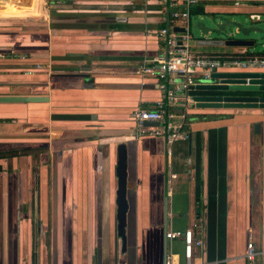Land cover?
Segmentation results:
<instances>
[{
    "label": "crops",
    "instance_id": "crops-1",
    "mask_svg": "<svg viewBox=\"0 0 264 264\" xmlns=\"http://www.w3.org/2000/svg\"><path fill=\"white\" fill-rule=\"evenodd\" d=\"M237 14L264 23V0H196L190 28L193 16ZM168 18L159 0H0V95L48 98L0 103V264H247L248 241L264 243V110L191 107V138L173 145L135 135L134 112L162 98L137 72L163 53ZM191 35L198 54L259 51L198 46ZM224 73L264 68L224 69L214 81ZM188 229L202 241L191 263L184 241L167 239Z\"/></svg>",
    "mask_w": 264,
    "mask_h": 264
},
{
    "label": "built area",
    "instance_id": "built-area-1",
    "mask_svg": "<svg viewBox=\"0 0 264 264\" xmlns=\"http://www.w3.org/2000/svg\"><path fill=\"white\" fill-rule=\"evenodd\" d=\"M159 1L169 11L166 27L157 33V37L164 41L165 49L161 55L149 59L137 74L155 78L162 98L156 103V109H138L133 117L137 138H164L173 145L191 138L187 113L193 103L192 87L213 81L215 75L224 69L264 68V57L195 53L191 46L190 19L196 0ZM176 28L184 31H176ZM3 57L0 53V59ZM178 104L183 107L182 114L168 110ZM178 238L184 241L185 255L191 263L193 252L202 247V241L196 239L193 229L167 233L169 240ZM244 257L247 264H264V243L257 247L252 240L248 241Z\"/></svg>",
    "mask_w": 264,
    "mask_h": 264
},
{
    "label": "water",
    "instance_id": "water-1",
    "mask_svg": "<svg viewBox=\"0 0 264 264\" xmlns=\"http://www.w3.org/2000/svg\"><path fill=\"white\" fill-rule=\"evenodd\" d=\"M198 24L200 35L195 37L198 46L255 48L264 52V23L252 15H233L226 20L217 16H205ZM183 32L184 29L176 28ZM221 83L210 81L206 84L192 87V91L205 92L194 95L192 108L197 109H260L264 110V73H224ZM44 96H13L0 95V103L25 104L47 102ZM255 130H260V124H255ZM127 146L118 147V191L117 219L118 233L124 245L126 244L127 200Z\"/></svg>",
    "mask_w": 264,
    "mask_h": 264
},
{
    "label": "trees",
    "instance_id": "trees-1",
    "mask_svg": "<svg viewBox=\"0 0 264 264\" xmlns=\"http://www.w3.org/2000/svg\"><path fill=\"white\" fill-rule=\"evenodd\" d=\"M166 25H167V23L165 22V23H163L162 25H161V28H164V27H166ZM210 55H221V54H210ZM238 55H240L241 57H251V56H259V57H264V52L263 51H261V52H256V53H251V54H244V55H242V54H238ZM221 56H223V55H221ZM168 110L170 111V112H176L177 114H182L184 111L182 110V111H178V109L177 108H174V107H170V108H168ZM187 116H188V118L190 117V114L189 113H187Z\"/></svg>",
    "mask_w": 264,
    "mask_h": 264
},
{
    "label": "rangeland",
    "instance_id": "rangeland-1",
    "mask_svg": "<svg viewBox=\"0 0 264 264\" xmlns=\"http://www.w3.org/2000/svg\"><path fill=\"white\" fill-rule=\"evenodd\" d=\"M203 21L202 19H200V17L198 16H193L192 20H191V31L193 33L194 38L198 37L200 35V33L198 32V24ZM195 45V44H194Z\"/></svg>",
    "mask_w": 264,
    "mask_h": 264
},
{
    "label": "bare ground",
    "instance_id": "bare-ground-1",
    "mask_svg": "<svg viewBox=\"0 0 264 264\" xmlns=\"http://www.w3.org/2000/svg\"><path fill=\"white\" fill-rule=\"evenodd\" d=\"M17 4H18V3H17ZM25 5H26V4H25ZM21 9H23V8H21ZM21 9H20V10H21ZM31 9H33V8H31ZM31 9H30V10H31ZM30 10H29V11H30ZM26 11H27V10H26ZM26 13H27V12H26ZM16 14H17V13H16ZM22 17H23V16H22ZM3 18H4V17H3Z\"/></svg>",
    "mask_w": 264,
    "mask_h": 264
}]
</instances>
